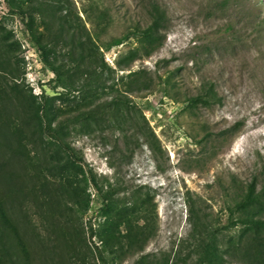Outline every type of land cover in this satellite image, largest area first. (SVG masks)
<instances>
[{"label": "rangeland", "instance_id": "374dc122", "mask_svg": "<svg viewBox=\"0 0 264 264\" xmlns=\"http://www.w3.org/2000/svg\"><path fill=\"white\" fill-rule=\"evenodd\" d=\"M42 2L88 31L95 58L77 77L95 69L108 88L58 85L36 44L48 13L20 15ZM153 2L166 16L155 50L137 31ZM140 71L152 92H126ZM0 83V225L29 264H191L201 237L234 233L238 194L264 185V0H0ZM206 88L211 104L189 102ZM40 102L66 125L68 164L42 135ZM145 217L155 236L131 255L127 226Z\"/></svg>", "mask_w": 264, "mask_h": 264}, {"label": "trees", "instance_id": "16d2710c", "mask_svg": "<svg viewBox=\"0 0 264 264\" xmlns=\"http://www.w3.org/2000/svg\"><path fill=\"white\" fill-rule=\"evenodd\" d=\"M58 6L49 5L47 2H42L41 6L30 7L28 10L20 9V15L28 16L32 14L45 15L48 13L49 17L45 22V28L50 32L47 39H36V44L41 52V58L47 67L56 75V82L59 86L69 92L80 91L84 88H108L104 80L100 79L97 74V70H90L86 73L87 78L80 80L77 77L79 65L78 62H85L88 58L91 62L94 61V47L96 43L92 41V38L88 31H81L78 26L70 23L67 17L58 16ZM60 12V11H59ZM149 14L152 19L149 27L143 29L138 27L137 31L150 45L153 50L162 46L164 37L161 32L166 30V16L162 13L160 7L153 2L149 8ZM56 26V27H55ZM53 29V32H52ZM68 35L65 37L66 33ZM62 42L76 48L62 55V58L56 56L52 59V55L56 54L57 48ZM122 43V39H116L110 43L106 48L111 49L114 46H118ZM98 50V48H97ZM75 69H77L75 71ZM142 74L131 73V78L136 84V89L131 84L128 85V93L134 94L138 91L145 92L147 94L152 92V80L143 79ZM140 86H137V83ZM5 85L0 83L2 91L5 89ZM8 94V93H7ZM214 97L213 91L210 88H206L204 93L200 96L191 98L193 105L197 106L198 103L211 104ZM16 100L21 103L22 100L15 95ZM125 98V97H124ZM124 98L113 97V101L110 103V107L118 105V102L125 105L127 100ZM113 102V104H112ZM48 104L38 103L35 108L36 119L39 122L42 135L51 139L50 149L52 156L60 161H66L69 163L70 157H64L67 153L65 143L64 128L66 125L59 124L54 125V115L48 109ZM104 110V109H103ZM93 113V110L91 111ZM97 113V111H94ZM82 115H75L74 118H81ZM1 145V143H0ZM95 182V181H94ZM237 201L231 209L232 215L236 212H241V218L238 219V224L241 227H237L238 224H233L232 228L234 233L231 235L225 233L221 229L213 230L207 233L205 237H201L195 243V255L191 264H229L235 262H242V264H264V217L258 215L256 212L258 208L264 207V185L258 189L255 183L250 184L246 191L238 194ZM111 197H104L105 207H109ZM2 214V211H0ZM5 218L4 216L2 219ZM199 218L195 215V220ZM1 219V218H0ZM143 225L139 229H134L129 224L127 226V242L126 250L134 255L137 252H142L146 243L153 236L151 228L149 226V220L145 217ZM8 224V223H7ZM202 226V224H201ZM10 225L8 224V228ZM7 226L5 223L0 225V240L2 243L3 257L0 259V264H29L27 260L17 251L15 243L10 241V238L6 235ZM202 234V233H201ZM200 234V235H201ZM124 243L119 242L118 248L120 252H123ZM51 249V244L49 245ZM126 252V251H125ZM143 263V261H142ZM141 262L138 264H142ZM151 264H154L151 262Z\"/></svg>", "mask_w": 264, "mask_h": 264}]
</instances>
